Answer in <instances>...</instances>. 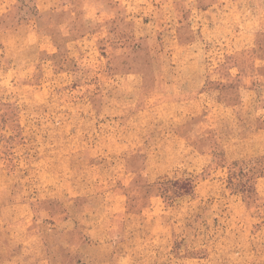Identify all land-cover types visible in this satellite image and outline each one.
Wrapping results in <instances>:
<instances>
[{
  "label": "rangeland",
  "instance_id": "1",
  "mask_svg": "<svg viewBox=\"0 0 264 264\" xmlns=\"http://www.w3.org/2000/svg\"><path fill=\"white\" fill-rule=\"evenodd\" d=\"M0 264H264V0H0Z\"/></svg>",
  "mask_w": 264,
  "mask_h": 264
}]
</instances>
